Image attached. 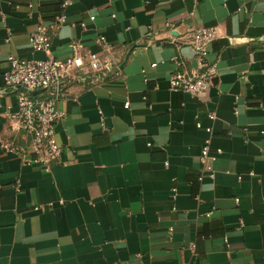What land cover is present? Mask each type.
Wrapping results in <instances>:
<instances>
[{"label": "crops", "instance_id": "obj_1", "mask_svg": "<svg viewBox=\"0 0 264 264\" xmlns=\"http://www.w3.org/2000/svg\"><path fill=\"white\" fill-rule=\"evenodd\" d=\"M63 1L0 0V82L8 56L46 57L28 35L54 3L50 55L79 42L111 70L66 79L49 172L0 148V264H264V0ZM197 26L216 30L217 70L193 96L169 78L196 67ZM15 104L1 86L0 142L27 146Z\"/></svg>", "mask_w": 264, "mask_h": 264}, {"label": "built area", "instance_id": "obj_2", "mask_svg": "<svg viewBox=\"0 0 264 264\" xmlns=\"http://www.w3.org/2000/svg\"><path fill=\"white\" fill-rule=\"evenodd\" d=\"M70 2L71 0H64L61 7L64 8ZM27 7L31 9L32 4L28 3ZM237 11L249 13V9L244 5L237 8ZM64 21V15L58 14L48 25L43 22L37 23L35 29L28 35V41L33 50L45 53L46 57L28 60L8 56L9 69L2 76L4 89L16 94V110L11 118L17 122L18 129L27 132L30 138L27 146L1 141L0 148L4 152L16 155L22 164H37L45 172H49L53 164L60 161L61 147L55 139V126L65 115L57 104L63 96L66 79L84 66L90 68L95 77L102 74L103 70H111L96 53H82V45L79 42L70 43V54L64 58H54L50 55V31ZM166 27H169L168 23ZM215 38V28L197 26L192 30L190 43L196 53V67L189 72L177 68L169 78L171 91L185 92L193 96L207 92L217 70L216 59L213 61L207 59L208 47ZM95 41L106 50L110 49L104 36H98ZM174 63L180 65L177 57H174ZM207 117L213 120L215 113L209 112ZM196 127H202L200 122H196ZM204 129L207 133H212L210 126ZM206 159H215V155L210 153L209 140L204 141L199 155L201 162ZM172 230V227H169V236L172 235ZM194 246L190 245L191 248Z\"/></svg>", "mask_w": 264, "mask_h": 264}, {"label": "trees", "instance_id": "obj_3", "mask_svg": "<svg viewBox=\"0 0 264 264\" xmlns=\"http://www.w3.org/2000/svg\"><path fill=\"white\" fill-rule=\"evenodd\" d=\"M50 8L52 9V13H51L52 15L48 16V15H46V12H48V10H50ZM40 11L43 14L45 19L52 20L56 15H58L60 13V5H59V3H54V4L47 5V6L43 5L40 7ZM1 86H4V81L0 82V87Z\"/></svg>", "mask_w": 264, "mask_h": 264}, {"label": "water", "instance_id": "obj_4", "mask_svg": "<svg viewBox=\"0 0 264 264\" xmlns=\"http://www.w3.org/2000/svg\"><path fill=\"white\" fill-rule=\"evenodd\" d=\"M119 68H120V66H119Z\"/></svg>", "mask_w": 264, "mask_h": 264}]
</instances>
